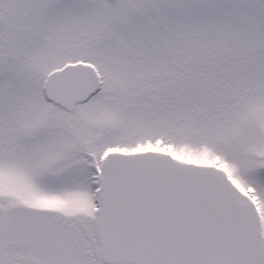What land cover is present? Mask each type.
<instances>
[{"label":"snow or ice","instance_id":"6c2138e0","mask_svg":"<svg viewBox=\"0 0 264 264\" xmlns=\"http://www.w3.org/2000/svg\"><path fill=\"white\" fill-rule=\"evenodd\" d=\"M0 264H264V0H0Z\"/></svg>","mask_w":264,"mask_h":264}]
</instances>
